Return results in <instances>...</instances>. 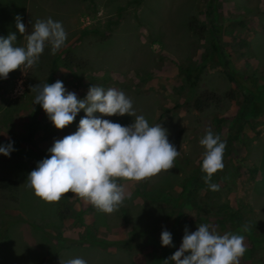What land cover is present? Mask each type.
<instances>
[{"label": "rangeland", "instance_id": "1", "mask_svg": "<svg viewBox=\"0 0 264 264\" xmlns=\"http://www.w3.org/2000/svg\"><path fill=\"white\" fill-rule=\"evenodd\" d=\"M67 1L95 17L92 25L67 36L55 55L46 45L31 76L18 77L17 69L7 79L0 77V146L11 143L14 149L10 156L0 154V178L19 183L17 189L0 190V264H63L73 258L87 264H162L156 242L162 243L164 230L172 235L176 219L170 214L169 195L180 198L185 214L178 227L177 250L186 229L195 232L198 225L207 224L218 234L245 237L247 251L240 264H264V0ZM209 7L212 17L207 15ZM25 10L21 6L15 11L23 23ZM193 16L209 31L220 29L223 54L208 57L213 41L209 35L201 40L190 32ZM3 20L8 24H0V37L15 33V46L26 47L15 17L0 18V23ZM68 55L73 59L71 68L66 67ZM187 70L200 74L193 87L186 81ZM49 74L52 77H46ZM57 80L78 99H86L92 86L123 91L137 115L150 126L161 124L167 130L169 142L180 152L174 167L142 182L118 180L126 198L112 214L73 193L58 203L38 198L26 184L28 175L51 155L54 142L74 134L86 116L81 110L71 125L59 130L42 106L34 104L37 90L32 88ZM205 91L221 96L232 92L235 98L198 111L193 107L195 98ZM249 94L257 98L241 140L216 173L219 177L211 181L219 191L207 186L196 203L191 202L183 187L203 160L206 150L200 140L210 129L225 143L248 106ZM94 116L122 126L134 123L128 115ZM32 118L38 132L32 144H22L19 139ZM139 188L146 194L137 195ZM158 191L167 193L157 205L147 193ZM64 212L67 216L62 219Z\"/></svg>", "mask_w": 264, "mask_h": 264}, {"label": "clouds", "instance_id": "2", "mask_svg": "<svg viewBox=\"0 0 264 264\" xmlns=\"http://www.w3.org/2000/svg\"><path fill=\"white\" fill-rule=\"evenodd\" d=\"M16 28L21 35L26 33L22 17L16 16ZM26 47L15 46L17 36L10 33L0 37V77L23 67L32 68L39 62L46 45L55 55L67 40L61 22L52 18L37 20L32 31L25 36ZM34 104L42 106L59 130L71 125L83 110L86 116L80 119L74 134L56 140L50 148L51 155L38 163L27 178L35 195L47 203H58L67 193L84 199L99 211L112 214L126 198L125 188L118 180L142 182L167 172L174 167L180 152L169 142L167 130L161 124L150 126L143 115H137L133 102L123 91L102 87H90L86 99H78L67 92L62 81L37 85ZM131 116L134 123L122 126L107 119L94 116ZM205 148L202 171L204 182L211 191H219L212 177L224 168L223 155L226 144L210 129L200 140ZM12 144L0 146V154L10 156ZM244 231H247L245 227ZM245 237L239 234H218L207 224L198 225V230L185 235L180 248L165 264H240L247 251ZM162 246H173L169 231L161 233ZM62 264V262H61ZM63 264H87L82 258H73Z\"/></svg>", "mask_w": 264, "mask_h": 264}, {"label": "trees", "instance_id": "3", "mask_svg": "<svg viewBox=\"0 0 264 264\" xmlns=\"http://www.w3.org/2000/svg\"><path fill=\"white\" fill-rule=\"evenodd\" d=\"M213 0H211L212 3ZM214 14L213 9H211L209 7L208 11H207V15L209 17H212ZM209 27L208 25L201 21L199 19V17L197 16H193L189 22V30L190 32L196 36L197 38L203 40L206 39L207 36H211V40L213 41V51L210 52L209 54V58H214L216 56V54H223L224 53V47L223 44L221 42V34L222 32L220 31V29L218 28H213L211 31H209ZM83 33L89 32V30H83ZM91 32V31H90ZM72 56L68 55L65 58L66 61V67L67 68H71L73 67V61H72ZM228 62V60H227ZM229 78L234 81V76L232 74H230V72H227ZM200 80V74L194 75L191 71L187 70L186 72V81L189 82V84H191V86H195L196 82ZM235 95L230 92L225 96H221L218 95L214 92L211 91H205L203 93H201L200 95H198L195 98L193 107L198 110V111H204L205 109H207L210 105L212 104H218L223 102L225 99H234ZM257 96H254L253 94H249L248 95V106L245 107L244 112L242 113L241 117L239 118L236 127L231 129V133L229 134V137L226 139L225 144H226V148L224 151V155H223V163L226 161V159H228L232 153L234 152V148H235V144L237 142H240L241 137L244 133L245 127L248 123L247 121V117L250 113V108L253 106L255 107V100H256ZM35 117V116H34ZM220 123H222L221 120H218V124L220 125ZM37 125V120L35 118H32L31 124L28 126L27 129V133L22 136L19 139V142L23 143V142H28V143H33L35 136L38 132V128H36ZM206 176V173H204L202 171V160L199 162L198 166L194 169V171L192 173L189 174V176H187L186 178V183L184 184L183 190L184 192H188L189 197L193 198L191 200V202L196 203L197 200V196L199 194V192L206 188L208 185L204 182V177ZM219 177L218 175L214 174L213 177ZM212 177V178H213ZM18 182L17 181H13V180H7V179H2L0 178V190H10V189H17L18 188ZM145 188V187H144ZM144 188H139L137 189L136 193L139 196H143ZM167 192L165 191H158L155 194H150L147 193V196H149V198H151V202L153 204H160L162 198L166 195ZM171 196V197H170ZM169 198V202H170V214L176 215V219H175V223L173 226V246H169V247H164L162 246V243L156 242V246L161 250V256H162V264H165V260L169 259L174 253L175 251H177V239H178V227L181 225V221L184 218L185 214L183 211V207L180 203V198H173L172 195L168 196ZM160 207V206H158ZM125 211V210H123ZM69 212L68 208L66 210L67 215L69 216ZM62 219L66 218V214L64 213H60ZM233 216L237 217V215L235 213H233ZM238 221V219H237ZM155 258V257H154ZM147 264H152V262H148Z\"/></svg>", "mask_w": 264, "mask_h": 264}, {"label": "crops", "instance_id": "4", "mask_svg": "<svg viewBox=\"0 0 264 264\" xmlns=\"http://www.w3.org/2000/svg\"><path fill=\"white\" fill-rule=\"evenodd\" d=\"M21 1V6H26L25 10V18L24 24L26 27V33L30 34L32 31V25L37 20H47L48 18H52L54 21H58L62 23L63 28L65 29L67 36L72 34L73 32L82 29H85V19L88 12L77 10V5L68 3L67 0H19ZM78 1V0H77ZM81 1V0H80ZM17 3L16 0H0V18H9V20L16 17L18 14L15 13L16 9H20L21 6ZM26 4V5H24ZM2 24V27H7L5 21ZM49 56V55H48ZM43 65L46 67L48 60L43 61ZM35 66V65H34ZM34 66L32 68H22L19 70L18 77H28L31 76V71H33ZM40 77L39 74H37ZM46 77H52V74L47 75ZM0 95V99H1ZM6 107V106H5ZM4 107V108H5ZM3 141H6L5 139ZM23 144V143H22ZM6 179V178H2ZM7 180H12L7 179Z\"/></svg>", "mask_w": 264, "mask_h": 264}, {"label": "built area", "instance_id": "5", "mask_svg": "<svg viewBox=\"0 0 264 264\" xmlns=\"http://www.w3.org/2000/svg\"><path fill=\"white\" fill-rule=\"evenodd\" d=\"M94 20H95V17H86V19H85L86 27H89L90 25H92Z\"/></svg>", "mask_w": 264, "mask_h": 264}]
</instances>
